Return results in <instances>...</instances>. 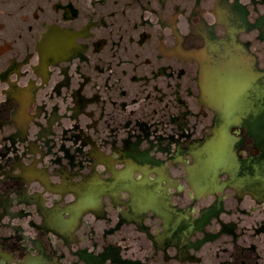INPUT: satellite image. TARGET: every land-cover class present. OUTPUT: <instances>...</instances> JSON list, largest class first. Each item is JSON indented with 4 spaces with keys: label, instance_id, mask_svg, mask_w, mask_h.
<instances>
[{
    "label": "flooded vegetation",
    "instance_id": "1",
    "mask_svg": "<svg viewBox=\"0 0 264 264\" xmlns=\"http://www.w3.org/2000/svg\"><path fill=\"white\" fill-rule=\"evenodd\" d=\"M225 47L264 90V0H0V264H264V114L225 164L201 91Z\"/></svg>",
    "mask_w": 264,
    "mask_h": 264
},
{
    "label": "water",
    "instance_id": "2",
    "mask_svg": "<svg viewBox=\"0 0 264 264\" xmlns=\"http://www.w3.org/2000/svg\"><path fill=\"white\" fill-rule=\"evenodd\" d=\"M228 35H232L228 32ZM228 46V44H225ZM200 77L201 91L209 107L222 120L218 136L222 142L225 137V164H234L232 153L228 150V129L234 125H241L250 115L264 114V103L251 102L254 94L264 100V90H253L256 76L247 69L245 60L237 51L226 49L221 55L219 64L211 53L203 52ZM258 99V98H257ZM223 148V145H218ZM224 157L218 150L208 161L213 164H223Z\"/></svg>",
    "mask_w": 264,
    "mask_h": 264
}]
</instances>
